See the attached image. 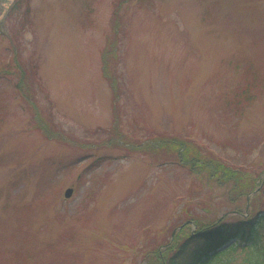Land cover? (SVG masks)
<instances>
[{
    "label": "rangeland",
    "instance_id": "374dc122",
    "mask_svg": "<svg viewBox=\"0 0 264 264\" xmlns=\"http://www.w3.org/2000/svg\"><path fill=\"white\" fill-rule=\"evenodd\" d=\"M18 1L0 0V264H164L153 254L198 225L264 217L260 187L236 199L156 143L263 177L264 97L227 103L264 78V0H29L11 16ZM244 247L234 264H264Z\"/></svg>",
    "mask_w": 264,
    "mask_h": 264
},
{
    "label": "trees",
    "instance_id": "16d2710c",
    "mask_svg": "<svg viewBox=\"0 0 264 264\" xmlns=\"http://www.w3.org/2000/svg\"><path fill=\"white\" fill-rule=\"evenodd\" d=\"M28 1L29 0H26L25 4L24 0H19L15 7L10 9L9 14L12 16L16 11H21L23 5L29 6ZM128 1L131 2L132 0ZM30 12L31 10L28 8L26 13L24 12V14H22V29L26 27ZM27 15L29 17H27ZM119 21L120 19H117L115 24L114 33L116 35H118L119 32ZM111 45L112 44L110 43L108 48L109 51L111 50ZM104 60H107V54L105 55ZM22 72L24 75L23 78H26L27 72L25 68H22ZM254 77V83L249 84L246 88L247 90L245 89L246 91L242 90L243 94L235 97L237 99L236 104L233 103V101L228 102L227 107L232 113L241 115L248 110V108L252 107L258 99L264 97V78L259 79L258 75H254ZM258 90V95L254 94V91ZM116 106H118V104ZM117 123H119L118 119ZM47 134L50 136V132H47ZM148 148L152 150L151 146ZM201 150L202 148L200 146H197L189 140L175 139L170 140L167 144L165 142V145L160 149V152H163L165 156L177 158L183 166L189 167L195 172L196 169L204 170L210 179L215 178L220 181L222 178H227L233 180V182H235L233 190L237 196L236 199H242L243 197H248V194L250 193H255L254 191L257 190L258 183L250 178L247 173H244L241 170L240 172L228 169L226 166L222 165L221 161H219L212 153H209V155L214 161L204 157L202 158ZM262 193L264 197V189L262 190ZM260 201L261 205L264 207V198ZM252 202L253 201H251V205L253 204ZM186 229L187 226L183 227V231ZM260 231L264 232V217L258 219L256 225L250 224L248 217L244 219L222 221L220 223L215 222L211 225H198V232L193 236L189 235L187 240L180 244L177 251H173V248H170L164 255L157 251L153 255L156 260L163 259L162 261L164 264H234L233 255L235 248L241 244H245L243 251L248 250L252 254L260 251L262 249L261 246L264 248V237L261 235ZM231 242H234V244L228 249L227 252L229 253H225L224 255L217 253V249ZM220 258L223 259L221 260Z\"/></svg>",
    "mask_w": 264,
    "mask_h": 264
},
{
    "label": "water",
    "instance_id": "95a60500",
    "mask_svg": "<svg viewBox=\"0 0 264 264\" xmlns=\"http://www.w3.org/2000/svg\"><path fill=\"white\" fill-rule=\"evenodd\" d=\"M71 195H72V191H68L67 194H66V197L70 198Z\"/></svg>",
    "mask_w": 264,
    "mask_h": 264
}]
</instances>
